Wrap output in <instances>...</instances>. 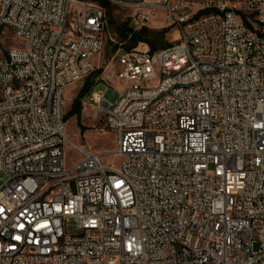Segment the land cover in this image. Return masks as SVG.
Wrapping results in <instances>:
<instances>
[{
	"label": "built area",
	"instance_id": "built-area-1",
	"mask_svg": "<svg viewBox=\"0 0 264 264\" xmlns=\"http://www.w3.org/2000/svg\"><path fill=\"white\" fill-rule=\"evenodd\" d=\"M101 2L178 32L120 45L86 96L119 164L65 134ZM0 24L22 44L0 58V264H264V0H0Z\"/></svg>",
	"mask_w": 264,
	"mask_h": 264
},
{
	"label": "rangeland",
	"instance_id": "rangeland-1",
	"mask_svg": "<svg viewBox=\"0 0 264 264\" xmlns=\"http://www.w3.org/2000/svg\"><path fill=\"white\" fill-rule=\"evenodd\" d=\"M127 14L121 8L112 5L106 7V28L103 33V50L96 59L95 70L86 78L66 88V114L72 109L79 92L89 80V77L94 82L98 76L102 77L104 83L99 84L97 87V89L102 91H106V85L114 84L116 66L113 58L120 45L124 49H151L153 46L160 49L178 38V32L175 28L166 29L158 23L148 28L147 33L143 36V38H146V41L131 40L132 35L139 30H129L130 34L128 37L123 38L119 34L118 27L124 22L128 23L126 19ZM21 45V41L16 38L13 30L0 24V58L7 56L11 48ZM86 96L81 99L82 109L80 112V120H77L76 115L70 116L66 120L65 134L72 143L83 149L101 153L103 155V161L106 164H119L122 158L113 154L117 148L116 133L106 127L103 115L94 105L86 101ZM65 153L68 164L76 162L82 155L68 141L65 143ZM69 230H74V224L72 222H69Z\"/></svg>",
	"mask_w": 264,
	"mask_h": 264
},
{
	"label": "trees",
	"instance_id": "trees-1",
	"mask_svg": "<svg viewBox=\"0 0 264 264\" xmlns=\"http://www.w3.org/2000/svg\"><path fill=\"white\" fill-rule=\"evenodd\" d=\"M101 4L106 8L108 6L107 3L105 2H101ZM118 31L121 37L123 38H127L128 35L130 34L129 32V27H128V23L124 22L122 23L119 27H118ZM148 28H143L140 29L138 32L134 33L132 35L131 40H140V41H146V38H143V36L147 33ZM144 39V40H143ZM152 51L157 50L156 46H153L151 48ZM89 76V75H88ZM89 80L86 82V84L84 85V87L82 88V90L79 92L78 98L75 100L72 109L70 110V112H68L66 114L65 119L67 120L70 116L76 115L77 116V120H80V112L82 109L81 106V99H83L86 95H88L90 93V91L93 89L95 82L92 80H90L91 78H88Z\"/></svg>",
	"mask_w": 264,
	"mask_h": 264
}]
</instances>
